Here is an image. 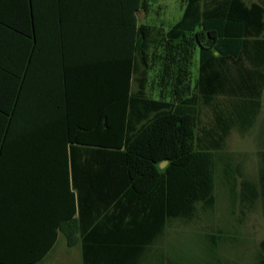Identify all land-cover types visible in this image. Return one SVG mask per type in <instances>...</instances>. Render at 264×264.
<instances>
[{"label":"trees","instance_id":"16d2710c","mask_svg":"<svg viewBox=\"0 0 264 264\" xmlns=\"http://www.w3.org/2000/svg\"><path fill=\"white\" fill-rule=\"evenodd\" d=\"M156 1H0V264L37 263L59 235L83 264H184L167 232L212 213L220 165L264 217V150L254 180L222 152L264 106V0H181L168 29L139 22Z\"/></svg>","mask_w":264,"mask_h":264},{"label":"rangeland","instance_id":"374dc122","mask_svg":"<svg viewBox=\"0 0 264 264\" xmlns=\"http://www.w3.org/2000/svg\"><path fill=\"white\" fill-rule=\"evenodd\" d=\"M249 2V0H246ZM181 0H157L151 3L147 12L138 13L139 22L161 25L168 29L183 12ZM198 67V48L195 49L191 69L194 81ZM159 64H151L148 73L147 89L150 95L157 90L155 78ZM135 87V82H133ZM211 112L206 107L199 108L198 123L207 124ZM258 146L249 144V128L241 132L233 128L227 136L222 152L230 155L232 167L239 166L240 175L237 180L246 178L254 180V167L258 163L255 149ZM220 169V170H218ZM216 171L214 210L200 219L187 224L175 223L169 228L166 237V248L175 259L184 264H210V258L220 257L218 263L212 264H257L258 243L264 238V217L260 202L257 199L252 207L243 206L237 200H231V193L222 183V166ZM224 231L223 243L219 242L217 251L208 250L203 233ZM220 240V238H219ZM221 243V244H220ZM34 264H79L78 245L68 248L62 235H59L53 250L41 261Z\"/></svg>","mask_w":264,"mask_h":264},{"label":"crops","instance_id":"0c3cea01","mask_svg":"<svg viewBox=\"0 0 264 264\" xmlns=\"http://www.w3.org/2000/svg\"><path fill=\"white\" fill-rule=\"evenodd\" d=\"M0 1L3 2V0H0ZM259 1L260 0H249V4L252 2H259ZM1 6L2 5L0 3V7ZM0 31H1V25H0ZM249 144H255L256 146H258L255 149V153H257V154L264 150V106L261 108L259 114L256 116L255 122L251 126H249ZM254 169H255L254 170V176H256L257 175V164H256V167H254ZM107 223H109V222H107ZM78 247H79V264H83L82 256H81V248L79 245H78ZM52 250H53V248L49 251V253ZM41 261H39V262H41Z\"/></svg>","mask_w":264,"mask_h":264},{"label":"water","instance_id":"95a60500","mask_svg":"<svg viewBox=\"0 0 264 264\" xmlns=\"http://www.w3.org/2000/svg\"><path fill=\"white\" fill-rule=\"evenodd\" d=\"M215 53H216V52H215ZM165 164H166V161H165V160L162 161V162H160V164H159L160 168H162Z\"/></svg>","mask_w":264,"mask_h":264}]
</instances>
